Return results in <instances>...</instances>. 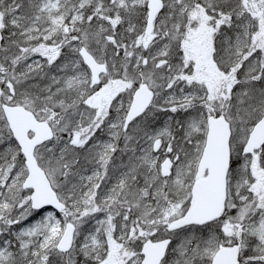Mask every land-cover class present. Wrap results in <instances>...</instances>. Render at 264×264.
I'll return each mask as SVG.
<instances>
[{"label":"snow or ice","instance_id":"obj_1","mask_svg":"<svg viewBox=\"0 0 264 264\" xmlns=\"http://www.w3.org/2000/svg\"><path fill=\"white\" fill-rule=\"evenodd\" d=\"M0 264H264V0H0Z\"/></svg>","mask_w":264,"mask_h":264}]
</instances>
